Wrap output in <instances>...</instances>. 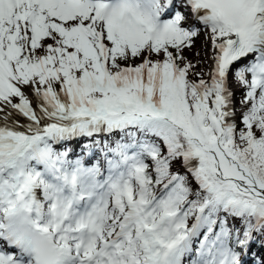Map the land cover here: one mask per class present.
I'll return each mask as SVG.
<instances>
[{
  "label": "snow or ice",
  "instance_id": "1",
  "mask_svg": "<svg viewBox=\"0 0 264 264\" xmlns=\"http://www.w3.org/2000/svg\"><path fill=\"white\" fill-rule=\"evenodd\" d=\"M0 264H264V0H0Z\"/></svg>",
  "mask_w": 264,
  "mask_h": 264
},
{
  "label": "rangeland",
  "instance_id": "2",
  "mask_svg": "<svg viewBox=\"0 0 264 264\" xmlns=\"http://www.w3.org/2000/svg\"><path fill=\"white\" fill-rule=\"evenodd\" d=\"M201 40H202L201 38L197 39V41H196V44H197L196 47H199L200 46Z\"/></svg>",
  "mask_w": 264,
  "mask_h": 264
},
{
  "label": "bare ground",
  "instance_id": "3",
  "mask_svg": "<svg viewBox=\"0 0 264 264\" xmlns=\"http://www.w3.org/2000/svg\"><path fill=\"white\" fill-rule=\"evenodd\" d=\"M200 38L202 39L203 37L201 36Z\"/></svg>",
  "mask_w": 264,
  "mask_h": 264
},
{
  "label": "trees",
  "instance_id": "4",
  "mask_svg": "<svg viewBox=\"0 0 264 264\" xmlns=\"http://www.w3.org/2000/svg\"><path fill=\"white\" fill-rule=\"evenodd\" d=\"M197 45V44H196Z\"/></svg>",
  "mask_w": 264,
  "mask_h": 264
}]
</instances>
